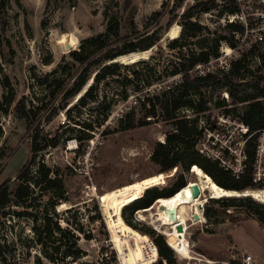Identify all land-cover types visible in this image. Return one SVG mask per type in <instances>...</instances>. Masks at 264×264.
Returning <instances> with one entry per match:
<instances>
[{
  "label": "rangeland",
  "instance_id": "obj_1",
  "mask_svg": "<svg viewBox=\"0 0 264 264\" xmlns=\"http://www.w3.org/2000/svg\"><path fill=\"white\" fill-rule=\"evenodd\" d=\"M199 1L208 0H0V101L4 109H8L0 112L3 130L0 150L5 153L0 160V185L9 179L10 190L15 191L19 183L18 171L32 155V132L40 125L42 136L58 138V145L48 146L37 158V162L43 158L63 181L66 200L57 211L72 225H81L86 233L93 234L90 240L82 235L79 245L84 253L79 258L69 257L62 262L55 254L56 261L53 262L48 258L46 248L36 242L35 226L41 219L36 222L34 216L2 217L0 264H120L119 254L126 264H164L152 237L129 225L124 216L138 227L162 235L166 241V236L157 228L138 219L137 212L143 209L132 212L131 206L147 190L165 192L182 180L186 184L197 180L193 172L195 166L189 164L191 157L182 147L177 148L179 162L167 170L152 159V154L157 143L166 142L167 135L174 132L173 120L168 119L162 109L166 100L162 91L168 85H176L178 80V76L167 75L177 60L175 52L167 47L168 39L173 38L170 36L175 26H179L180 35L181 15ZM216 3L217 6L208 12L194 13L193 20L206 29L190 37L193 41L190 46L198 50L219 38L220 56L213 58L209 67L220 69L221 75L229 62L249 52L247 63L252 69L242 71L233 79L234 83L251 85L246 89L239 88L235 98L226 97L225 86L206 90L213 102L226 99L227 107L216 108L213 102L209 103L206 116L211 115V121L219 116V124L213 126L215 130H206L198 147L215 158L221 155L236 172L241 169L243 158L241 133L244 125L221 115L224 109L230 108L234 115L241 116L249 103L264 101V97L240 101L256 95L264 87V68L257 70L264 45H257L251 32L245 41L242 37L238 40L236 48L231 47L228 40L221 39L232 38L233 33L226 26L229 21L225 12L227 0H216ZM156 11L162 12L158 19L152 16ZM110 23L118 24L120 37H135L154 30L162 34L154 47L144 51L146 56L136 60L147 59L151 70H147L145 63L123 69L120 74L99 83L96 101L79 105L77 99L84 89L68 100L66 108H61L67 102L64 93L76 80L80 68L70 51L79 49L86 38L105 33ZM113 41L114 37L110 41L113 49L122 47L123 42ZM95 53L101 51L98 49ZM135 53L121 56L118 61L134 63L127 57ZM64 62L71 64L72 69L63 75L64 87L54 98L38 85L34 73L42 76ZM135 69H144L142 82L132 80ZM95 70L92 68V73ZM92 82L93 78L87 87ZM151 83L154 84L148 85ZM156 92L161 93V101L153 99L149 103L143 100L145 95L153 96ZM11 93L16 101L10 106L5 95ZM24 96L28 108L30 101L36 108L41 103L38 99H42L49 105L48 109L58 103V110L52 116L47 108L37 110V116L29 124L15 112V103ZM69 106L72 111L68 115ZM151 108L156 109L155 118L148 116ZM90 114L96 118L93 129L89 130L80 121H87ZM201 124L209 127L207 118H201ZM260 142L264 143V134ZM36 166L37 163L31 169L35 170ZM262 179L260 183L264 185V176ZM261 189L264 190V186ZM205 198L201 211L205 221L192 224L188 229L191 257L184 258L171 248L173 260L171 263L166 260L167 264H241L247 254L253 255L257 264H264V225L258 219L256 208L217 202L208 190L203 192ZM155 200L153 204L157 202ZM32 201L28 210L37 211L39 217H43V207H37V200ZM44 204L45 201L41 203ZM63 225L68 226L64 221Z\"/></svg>",
  "mask_w": 264,
  "mask_h": 264
},
{
  "label": "trees",
  "instance_id": "obj_2",
  "mask_svg": "<svg viewBox=\"0 0 264 264\" xmlns=\"http://www.w3.org/2000/svg\"><path fill=\"white\" fill-rule=\"evenodd\" d=\"M216 0L199 1L191 6L182 15V31L180 35L168 39L167 47L172 52H175L176 61L172 64V69L167 73L170 76H178L176 85H168L162 91V95L166 96V100L162 103V109L166 113L168 119L173 120L172 125L174 132L167 135L166 142H158L152 154V159L159 163L164 170L171 169L179 162V151L181 148L189 153L191 157L189 164L200 167L206 174L210 175L214 182L225 189L245 190V189H261L264 185L255 181V159L257 155L259 143V130L264 129V101L257 100L246 107L244 113L234 115V110L230 108L224 109L225 116H232L234 120L240 121L247 128L246 133H241V137L245 140L244 154L246 159L243 162V169L239 173H234L230 168L224 167L220 159L209 157L204 154L198 147L199 140L206 134V130H215L213 126L219 124V116H215L211 121V115L206 116V112L210 109L209 103H212V97H208L206 90H212L214 87L225 86L229 96L236 97V92L239 88H248L251 84L234 83L235 77L239 76L242 71L252 69V65L247 63L248 53L244 54L236 60H232L228 64L226 71L220 69L213 70L209 67L213 58L220 56V40L213 39L208 47H200L198 50L192 49L190 46L193 41L190 37H195L197 33L202 32L206 27L198 21L193 20L195 12L210 11L216 7ZM227 7L225 12L227 15L236 14L239 11L236 0H227ZM153 18L158 19L162 16L161 11L153 13ZM171 23L167 26L169 27ZM227 28L232 31V38L222 37L221 39L228 40L230 46L237 47V42L245 33V26L242 23L228 21ZM167 31V29H166ZM138 33V31H136ZM192 32V34H190ZM236 35H239V37ZM114 37L113 42H123L120 49L115 50L111 46V38ZM236 38V40L234 39ZM162 39V34L158 30L153 32H145L135 37H120L118 24L110 23L105 33H100L97 36L86 38L82 41L79 49L70 51L74 62L79 63L80 68L76 80L64 93V99L67 101L61 108L68 106V100L78 95L84 89V93L78 97L79 105L85 104L89 100L96 101L98 99L97 86L99 83L105 81L109 77L120 74L123 69H129L133 65L145 63L147 70H151L150 63L147 59H142L134 63H121L115 61L117 58L128 55L130 53L148 51L157 42ZM257 45H264L256 42ZM92 49V50H91ZM100 50V54L95 51ZM172 61V60H171ZM92 68H96L92 76ZM264 68V53L260 60L257 70ZM72 65L69 63H60L56 68L50 72L39 76L34 73L38 85L54 97L64 87V74L70 72ZM145 75L144 69L133 70V81L142 82ZM93 78V82L87 87L89 80ZM154 83L148 84L152 85ZM161 93H154L153 96L145 95L144 101L151 103L153 99L161 101ZM196 95V97H195ZM198 96V97H197ZM264 97V87L259 89V92L253 96L241 98L240 101L252 100L254 98ZM8 105H12L16 99L13 93L10 96L5 95ZM40 105L36 108L31 102V106L27 107V97H22L15 103V112L21 118H25L29 124H32L31 119L37 116V110L50 111L51 116L58 110V103H53L48 109V104L42 99ZM216 108L227 107L226 99H216L213 102ZM4 109L3 102L0 101V112H7ZM72 111V106L66 110L69 115ZM108 111H110L108 109ZM181 113H184L183 116ZM148 116L156 117V109L151 108L148 111ZM181 117V118H180ZM96 116L90 114L87 121H80L84 128L93 129ZM201 118H207L209 127L201 124ZM78 123V124H81ZM82 126V125H81ZM33 129V128H32ZM40 125H38L31 138V157L18 171V186L15 191L10 190V180H5L0 185V218L13 215L16 217L34 216L36 222L41 219V223L35 226L37 234L36 242L46 248L48 258L55 262V254L58 255V260L65 262L67 258H79L83 253L79 242L82 235L85 239H92L91 232L86 233L83 227L78 224L72 225L69 221L61 217L58 206L61 202L66 200L65 189L63 181L58 177L55 170L47 165L43 158L37 162L38 154L45 150L48 146L58 145V138L44 137L41 135ZM3 135V130L0 127V139ZM83 140L84 137H78ZM197 146V148H196ZM5 153L0 150V160L4 158ZM37 163L36 169L32 170V166ZM192 166V167H193ZM1 167V163H0ZM186 183L182 180L173 189L165 192L149 190L145 191L144 195L137 199L132 207V212L139 209L150 208V204L158 196L172 197L175 192L183 188ZM258 187V188H257ZM35 189H38L37 191ZM178 193V192H177ZM36 194V195H35ZM174 196V195H173ZM46 198V199H45ZM160 199V198H159ZM32 200H37V207L44 209L43 217H39L37 211L33 213L28 210L32 206ZM215 201H223L226 205H247L256 208L259 221L264 225V203L257 201L251 196L241 197H223L216 198ZM45 201L42 206L41 203ZM130 206V205H129ZM130 208V207H129ZM125 221L132 227L138 229L142 233H147L154 240L159 255L164 260L170 263L173 260L172 247L168 245L162 235L155 231L148 230L146 227L140 228L135 225L128 217L124 216ZM63 221L68 226L63 225ZM1 246V245H0ZM154 248V252H155ZM160 264H163L160 262Z\"/></svg>",
  "mask_w": 264,
  "mask_h": 264
},
{
  "label": "bare ground",
  "instance_id": "obj_3",
  "mask_svg": "<svg viewBox=\"0 0 264 264\" xmlns=\"http://www.w3.org/2000/svg\"><path fill=\"white\" fill-rule=\"evenodd\" d=\"M178 33L179 26H175L171 30L170 37H177ZM145 56L146 52H140L139 54H131L127 59L129 58L130 61L135 62L140 57ZM193 172L197 176L196 181H191L183 188H180L177 191L178 193L175 192L173 194L174 196L172 195L170 198L160 197V199H156L157 202L149 206L150 208H145L137 212L138 219L153 225L159 232H162L166 236L167 242L172 249L184 258L191 257V242L188 237L189 227L192 224L205 221L199 209V205L201 203L204 204L206 201V198L203 199V192L208 190L210 197L215 198L246 195L264 203V190L262 189H248L246 194H240L236 191L220 187L213 181L210 175L206 174L198 166L194 167ZM197 186L200 188V194L195 193ZM195 213H199L200 219L196 220L194 218ZM190 221L191 224L188 223ZM179 223L184 226V230L179 231L177 229Z\"/></svg>",
  "mask_w": 264,
  "mask_h": 264
},
{
  "label": "built area",
  "instance_id": "obj_4",
  "mask_svg": "<svg viewBox=\"0 0 264 264\" xmlns=\"http://www.w3.org/2000/svg\"><path fill=\"white\" fill-rule=\"evenodd\" d=\"M237 5L239 7V11L236 14L228 15L229 21L239 22L245 26V33L242 36V39L245 41V37H249L248 33H252L254 35L255 42L264 44V0H236ZM226 97L229 98L228 92L225 93ZM224 118H228L230 120H234L232 116H225L224 114L221 115ZM243 124V123H242ZM244 125V124H243ZM248 128L244 125L243 133H246ZM264 134V129L259 130V143L257 149V155L255 159V181H262V176H264V143L260 142L261 136ZM245 145V140H244ZM203 152V151H202ZM204 153V152H203ZM205 154V153H204ZM209 157L214 156L210 154H206ZM243 158L241 160V169L238 171H234V173H239L243 169V162L246 159V156L243 151ZM220 159L221 164L226 167L233 169L227 163H225V159L220 155V157L216 158ZM119 263L126 264L124 260L121 258L119 254ZM159 259V258H158ZM158 259L155 261L157 262ZM241 264H257L256 260L253 258L251 254H247L246 256L241 259ZM164 264H167V261L164 259ZM222 264H234L233 262H224ZM238 264V263H235Z\"/></svg>",
  "mask_w": 264,
  "mask_h": 264
},
{
  "label": "water",
  "instance_id": "obj_5",
  "mask_svg": "<svg viewBox=\"0 0 264 264\" xmlns=\"http://www.w3.org/2000/svg\"><path fill=\"white\" fill-rule=\"evenodd\" d=\"M118 59L119 58H117L115 61H118ZM216 183V182H215ZM217 184V183H216ZM217 185H219V184H217ZM220 186V185H219ZM222 187V186H221ZM249 189V188H248ZM248 189H245V190H235V189H228V190H233V191H236V192H238V193H240V194H246V192H248ZM195 193L196 194H200V188H199V186H197L196 187V191H195ZM246 196V195H245ZM160 197H162V196H158L157 198H155V199H158V198H160ZM236 197H241V195L240 196H236ZM152 204H153V202H152ZM152 204H150V206L152 205ZM163 208H165V206H163ZM199 209H200V211H202V210H204V204H200L199 205ZM194 218L196 219V220H198V219H200V215H199V213H195L194 214ZM10 219L12 220L13 219V217L12 216H10ZM177 229L179 230V231H182V230H184V226L181 224V223H179L178 225H177Z\"/></svg>",
  "mask_w": 264,
  "mask_h": 264
},
{
  "label": "crops",
  "instance_id": "obj_6",
  "mask_svg": "<svg viewBox=\"0 0 264 264\" xmlns=\"http://www.w3.org/2000/svg\"><path fill=\"white\" fill-rule=\"evenodd\" d=\"M253 256V255H252ZM253 258H254V256H253ZM255 259V258H254Z\"/></svg>",
  "mask_w": 264,
  "mask_h": 264
}]
</instances>
